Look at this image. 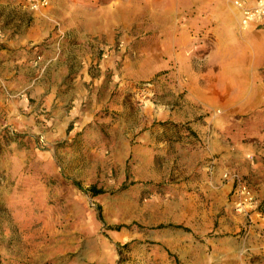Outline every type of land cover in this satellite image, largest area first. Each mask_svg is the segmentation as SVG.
<instances>
[{
  "label": "rangeland",
  "instance_id": "rangeland-1",
  "mask_svg": "<svg viewBox=\"0 0 264 264\" xmlns=\"http://www.w3.org/2000/svg\"><path fill=\"white\" fill-rule=\"evenodd\" d=\"M44 1L0 0V264H264V30Z\"/></svg>",
  "mask_w": 264,
  "mask_h": 264
},
{
  "label": "built area",
  "instance_id": "built-area-1",
  "mask_svg": "<svg viewBox=\"0 0 264 264\" xmlns=\"http://www.w3.org/2000/svg\"><path fill=\"white\" fill-rule=\"evenodd\" d=\"M32 10L45 6L46 1L27 0ZM232 5L237 9L242 27H252L253 29L264 28V0H231Z\"/></svg>",
  "mask_w": 264,
  "mask_h": 264
},
{
  "label": "crops",
  "instance_id": "crops-1",
  "mask_svg": "<svg viewBox=\"0 0 264 264\" xmlns=\"http://www.w3.org/2000/svg\"><path fill=\"white\" fill-rule=\"evenodd\" d=\"M254 0H248V2H253ZM232 4V3H231ZM232 7H233V9L234 10H237L233 5H232ZM237 14H238V17H239V19H240V16H239V13H238V11H237ZM240 21V20H239ZM256 30V29H255ZM257 30H264V28H262V29H257ZM16 62H17V59L15 58V56L14 55H11L10 57H8V59L7 58H5L4 59V67H3V71L4 72H6V73H10L11 74V72H12V67L16 64Z\"/></svg>",
  "mask_w": 264,
  "mask_h": 264
},
{
  "label": "trees",
  "instance_id": "trees-1",
  "mask_svg": "<svg viewBox=\"0 0 264 264\" xmlns=\"http://www.w3.org/2000/svg\"><path fill=\"white\" fill-rule=\"evenodd\" d=\"M89 191L93 192L94 195L101 193V191H97L95 188H91ZM121 227L122 226H118V227H115V229L119 230Z\"/></svg>",
  "mask_w": 264,
  "mask_h": 264
}]
</instances>
